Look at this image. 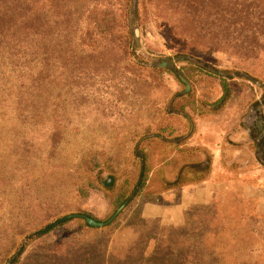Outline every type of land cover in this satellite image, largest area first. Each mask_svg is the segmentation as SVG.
<instances>
[{
  "label": "rangeland",
  "instance_id": "rangeland-1",
  "mask_svg": "<svg viewBox=\"0 0 264 264\" xmlns=\"http://www.w3.org/2000/svg\"><path fill=\"white\" fill-rule=\"evenodd\" d=\"M36 1L42 37L57 39L58 44L64 36L91 31L98 41L95 50L89 49L81 61L68 66L64 77L57 54L53 93L65 98L63 120L70 124L65 129V152L52 167L57 165L63 172L69 167L72 174V157L79 150L123 151L117 183L127 179L133 184L137 167L128 156L131 136L150 124L162 139L142 142L149 167L146 186L110 226L87 232L72 225V238L63 244L55 242V234L48 235L28 247L21 264L79 263L87 252L92 260L106 251L122 257L133 243L130 251L137 258L140 249L148 255L159 242L162 249L170 250L154 252L155 264H164V259L175 262L185 252L212 264H264V50H256L257 55L236 52L237 36L219 29L213 16L152 0L136 37L137 55L173 58L187 53L232 77L237 72L250 76L232 80L230 100L210 114L202 111L199 101L220 97L219 80L196 73L192 96L172 103L176 109L185 104L189 117L168 114L163 108L183 86L170 74L155 75L132 65L122 47L127 41L126 24L136 21L134 11L130 12L137 0ZM263 38L255 35L259 45ZM248 43L253 46V39ZM35 154L44 152L39 149ZM24 158L32 159L27 154ZM44 173L34 177L32 190L40 187L39 193L15 194L10 188L15 182L8 180L0 192L4 198L0 214L6 222L32 230L55 213H68L66 207L98 219L111 213V194L93 189L87 198L75 201L72 176L43 177ZM180 173L185 182L164 190L166 182Z\"/></svg>",
  "mask_w": 264,
  "mask_h": 264
},
{
  "label": "trees",
  "instance_id": "trees-1",
  "mask_svg": "<svg viewBox=\"0 0 264 264\" xmlns=\"http://www.w3.org/2000/svg\"><path fill=\"white\" fill-rule=\"evenodd\" d=\"M158 1V0H157ZM187 7V12L195 9L201 16H213L219 29L237 36L240 42L234 43L236 52H252L264 50V43L259 45L255 35L264 36V0H165ZM36 0H0V192L8 183L15 194L32 190L35 184V176L52 177L54 175L72 176L71 193L73 199L80 201L89 196L91 190L100 189L112 195L111 213L104 219H98L90 213L76 210L68 213H55L40 226L29 230L6 222L4 214H0V264H21L23 255L28 247L42 238L55 234V242L63 244L72 238L76 225L81 230L94 232L97 229L108 227L115 221L123 210L142 194L148 179V157L141 144L151 138L162 139L156 130H152L150 124L144 126L139 134L132 135L129 141L133 142L128 156L136 162L137 177L133 184L129 180L118 184V170L120 167L119 156L123 152L110 150H79L72 157L75 167L64 169L58 166L52 167L55 160L61 159V152H65L67 146V131L70 121L64 119L65 98L61 93L55 95L53 66L58 62L62 77L68 66L82 60L89 49L97 48L98 41L90 34L79 37L64 36L52 39L49 36L39 35V17L35 12ZM140 3L143 6H138ZM148 4L152 6V0H137V4L130 13H135V19L126 24L127 40L123 49L130 63L140 70L148 71L155 75L170 74L183 86L181 91L173 95L169 104L163 108L164 113H176L183 117H189L185 111V104L174 108L172 103L178 99H188L192 96V81L196 73L217 76L221 95L214 101L207 102L201 99L202 111L205 113H217L222 110L232 96L231 81L236 77L250 76L244 72H237L236 77L230 76L225 71L219 70L191 55L179 53L171 57H153L147 59L136 54L139 28L142 26L143 16L147 14ZM155 1L154 11L158 10ZM108 22L105 23V28ZM100 29V28H99ZM230 30V31H229ZM256 31V32H255ZM218 34V33H217ZM253 39V46L248 40ZM235 40V39H234ZM255 41V42H254ZM264 42V38L262 39ZM59 48V49H57ZM58 54V55H57ZM133 57L134 60H130ZM57 59V60H56ZM65 96V95H64ZM66 97V96H65ZM62 115V116H61ZM180 139H178L179 141ZM42 149L44 154H35ZM25 154L29 158H24ZM73 156V153H72ZM68 159V158H67ZM70 160V159H68ZM29 161V162H28ZM71 165V164H70ZM31 178V179H29ZM180 173L172 182H166L164 190L178 188L185 182ZM9 180V181H8ZM40 188V187H39ZM32 191L39 193L41 188ZM0 210L4 198L0 194ZM87 217L101 224L100 227L89 226ZM8 221V220H7ZM5 222V223H4ZM4 223V224H3ZM136 246L133 243L122 257L115 256L106 251L102 257L90 258L89 252L85 254L81 262L74 260L65 264H155L152 258L154 252H168L170 249H162L161 242L157 243L152 253L145 255L143 248L140 255L133 257L132 251ZM77 260V259H76ZM164 264H212L201 262L193 252H185L175 262L164 259ZM218 264V263H213Z\"/></svg>",
  "mask_w": 264,
  "mask_h": 264
},
{
  "label": "water",
  "instance_id": "water-1",
  "mask_svg": "<svg viewBox=\"0 0 264 264\" xmlns=\"http://www.w3.org/2000/svg\"><path fill=\"white\" fill-rule=\"evenodd\" d=\"M133 1L135 2V0H133ZM82 217L85 219L86 223H87L89 226H91V227H100V226H101V224H99V223L93 221V220L90 219V218H87V217H84V216H82Z\"/></svg>",
  "mask_w": 264,
  "mask_h": 264
},
{
  "label": "flooded vegetation",
  "instance_id": "flooded-vegetation-1",
  "mask_svg": "<svg viewBox=\"0 0 264 264\" xmlns=\"http://www.w3.org/2000/svg\"><path fill=\"white\" fill-rule=\"evenodd\" d=\"M262 136L264 137V134H262Z\"/></svg>",
  "mask_w": 264,
  "mask_h": 264
}]
</instances>
